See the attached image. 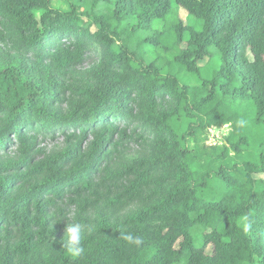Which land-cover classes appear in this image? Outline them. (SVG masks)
Masks as SVG:
<instances>
[{
	"label": "trees",
	"instance_id": "obj_1",
	"mask_svg": "<svg viewBox=\"0 0 264 264\" xmlns=\"http://www.w3.org/2000/svg\"><path fill=\"white\" fill-rule=\"evenodd\" d=\"M256 174L264 0H0V264H264Z\"/></svg>",
	"mask_w": 264,
	"mask_h": 264
},
{
	"label": "rangeland",
	"instance_id": "obj_2",
	"mask_svg": "<svg viewBox=\"0 0 264 264\" xmlns=\"http://www.w3.org/2000/svg\"><path fill=\"white\" fill-rule=\"evenodd\" d=\"M53 6L55 8H59L63 11H68V8L60 1H55L53 3ZM180 15V18L183 22L186 21V13L184 11H180L179 13ZM161 54H164V52L162 50H159ZM165 55V54H164ZM168 58H172V55L171 54H167L166 55ZM206 61H202L200 62L199 64L200 65H203ZM180 82L181 84H189L190 86H197L199 85L200 83H198V80H197V77L194 76V75H191V74H183L180 76ZM230 129V132L232 131V128L231 127H225L224 130L222 131L224 137L221 136V138L223 139V143H224V140L226 138V134L227 132L229 131ZM202 143L205 144V146H209V145H214L217 143V141L220 140V137H213L212 139L209 140V136H206V139L205 137H202ZM61 143L62 142V139H58V143ZM43 147L46 148V149H54L56 146L52 145L53 143H51L49 140L45 143H43ZM190 149L193 148V141L191 139H189L187 141V144H186ZM218 146H221L220 144ZM224 146V145H223ZM221 149V148H220ZM233 162H234V154L233 153H230V156L228 159H226L225 161L221 162V163H218L216 165V169H219L221 167L223 168H226V169H230L233 165ZM255 178H263L264 175H254ZM213 184V183H212Z\"/></svg>",
	"mask_w": 264,
	"mask_h": 264
},
{
	"label": "clouds",
	"instance_id": "obj_3",
	"mask_svg": "<svg viewBox=\"0 0 264 264\" xmlns=\"http://www.w3.org/2000/svg\"><path fill=\"white\" fill-rule=\"evenodd\" d=\"M240 123L242 124L243 121H241ZM211 127H215L221 131V134L219 135L220 140L217 141L218 144L216 146H218L219 144L221 146L225 145V141L223 143L222 141L223 139L221 138V136L223 135L222 131L224 130L225 127H231V126L225 125L223 127H217V126H211ZM211 127H209L208 129H210ZM229 133H231L230 129L227 132L226 137L228 136ZM206 136H207V132H206ZM83 227L84 226L79 222H72V223L66 224L65 233H66L67 238L63 242V247L66 250L67 254L72 257H79L84 251L83 244H82ZM245 228H247V225L245 226ZM123 239L132 244H139L141 242L138 237H134L131 234L125 235Z\"/></svg>",
	"mask_w": 264,
	"mask_h": 264
},
{
	"label": "built area",
	"instance_id": "obj_4",
	"mask_svg": "<svg viewBox=\"0 0 264 264\" xmlns=\"http://www.w3.org/2000/svg\"><path fill=\"white\" fill-rule=\"evenodd\" d=\"M221 134V131L215 127H211L210 129H208L207 131V136H209V140L212 139L213 137H219V135ZM218 144V142L214 145H209V146H216Z\"/></svg>",
	"mask_w": 264,
	"mask_h": 264
}]
</instances>
